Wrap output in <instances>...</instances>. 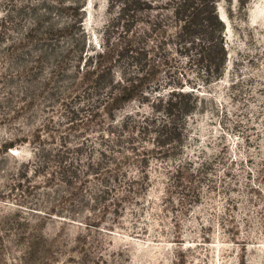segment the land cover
I'll list each match as a JSON object with an SVG mask.
<instances>
[{
	"label": "rangeland",
	"instance_id": "374dc122",
	"mask_svg": "<svg viewBox=\"0 0 264 264\" xmlns=\"http://www.w3.org/2000/svg\"><path fill=\"white\" fill-rule=\"evenodd\" d=\"M0 264H264V0H0Z\"/></svg>",
	"mask_w": 264,
	"mask_h": 264
},
{
	"label": "trees",
	"instance_id": "16d2710c",
	"mask_svg": "<svg viewBox=\"0 0 264 264\" xmlns=\"http://www.w3.org/2000/svg\"><path fill=\"white\" fill-rule=\"evenodd\" d=\"M173 12L175 13V17L178 18L179 25H180V30L177 33V35H180V34L182 35L183 31L190 27V20L189 19H183L179 15V10L177 8L173 9ZM212 32H214V31H212ZM213 36H215V35H213ZM222 43H223L222 38L218 39L217 37L216 38L213 37L212 42H211L210 46H208V48L215 52V50L218 49V47L223 48ZM136 53L138 54V55H136L137 59L141 62L143 52L141 50L137 49ZM217 58H220V57H217ZM190 96H192L191 93L181 91L180 89H172L169 92H166L164 94H157L153 98L154 99L153 102L158 104L156 106V108H158L159 106H161V107L164 106V109H165L167 116H170L173 113V111L176 110V108L178 106L181 107L182 111L184 109H188L189 107H191V105L185 101V98H190ZM167 123L172 124V121L167 119Z\"/></svg>",
	"mask_w": 264,
	"mask_h": 264
}]
</instances>
